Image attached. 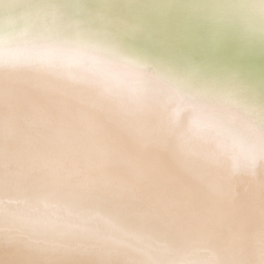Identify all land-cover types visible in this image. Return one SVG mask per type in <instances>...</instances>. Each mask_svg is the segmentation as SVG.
Returning <instances> with one entry per match:
<instances>
[{"label": "bare ground", "instance_id": "6f19581e", "mask_svg": "<svg viewBox=\"0 0 264 264\" xmlns=\"http://www.w3.org/2000/svg\"><path fill=\"white\" fill-rule=\"evenodd\" d=\"M210 1L264 39V0ZM127 18L17 0L0 29V264H264L261 80L159 63Z\"/></svg>", "mask_w": 264, "mask_h": 264}, {"label": "water", "instance_id": "95a60500", "mask_svg": "<svg viewBox=\"0 0 264 264\" xmlns=\"http://www.w3.org/2000/svg\"><path fill=\"white\" fill-rule=\"evenodd\" d=\"M23 1L29 9L42 0ZM57 2L59 6L75 4L80 8L87 9L92 13L93 18L100 19V21L102 19L106 20V24L112 27L125 22L128 19L127 17L139 13L143 22H136L141 24L139 25L133 20L130 21L136 25V27L130 26L131 35L136 34L137 30H142L137 33V36H140L139 38L144 44H151L148 49L156 54L157 58H160L159 63L168 61L176 69L183 72L182 68L185 70L193 68L190 72L191 75L202 78L206 72L218 70L220 75H223V71L232 70L217 63L218 61H231L227 63L242 67L243 70L240 72L245 71L243 73L249 74L252 81L261 80L259 89L262 90L261 94L264 95V39L247 38L245 34L233 27V21L228 24L223 23L228 21L226 20L228 12L215 13L212 9L206 7L214 5L213 1L57 0ZM5 27H8L12 33L17 35V0H8L5 6L4 24L0 23V29ZM196 28L199 29V37H201V34L212 37L218 34L228 43H231L234 50L228 53L226 50L215 51V43L200 47ZM191 31H194V33L191 34ZM244 31L247 30L244 28ZM222 45L227 44L223 43ZM220 56H223L225 60L219 59ZM193 64L196 65L195 68L192 67ZM146 70H148L147 67ZM249 71H255L263 78L251 74ZM241 83L240 81H230L227 84L220 85L242 87L243 84Z\"/></svg>", "mask_w": 264, "mask_h": 264}]
</instances>
